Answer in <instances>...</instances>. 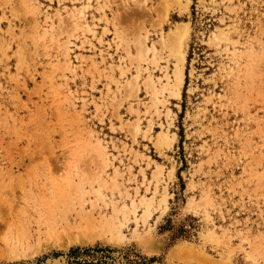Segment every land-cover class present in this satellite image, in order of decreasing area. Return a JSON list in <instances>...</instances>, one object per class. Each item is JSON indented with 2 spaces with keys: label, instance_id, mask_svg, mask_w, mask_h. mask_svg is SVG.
<instances>
[{
  "label": "rangeland",
  "instance_id": "374dc122",
  "mask_svg": "<svg viewBox=\"0 0 264 264\" xmlns=\"http://www.w3.org/2000/svg\"><path fill=\"white\" fill-rule=\"evenodd\" d=\"M0 264H264V0H0Z\"/></svg>",
  "mask_w": 264,
  "mask_h": 264
},
{
  "label": "bare ground",
  "instance_id": "6f19581e",
  "mask_svg": "<svg viewBox=\"0 0 264 264\" xmlns=\"http://www.w3.org/2000/svg\"><path fill=\"white\" fill-rule=\"evenodd\" d=\"M188 1L189 0H185V6H187ZM86 6H88V4H84L82 7H79L77 9V13L81 16L75 19V24H78L80 27H83L84 29H88L92 31V28L89 26L87 20L85 19V15L83 12V8H85ZM226 34L227 32L225 33L222 30L213 31L208 37V41L216 42L222 38H226ZM147 37H148L147 32H145L142 38L139 37V39H137V50L135 55L138 59H145L146 56L151 59L156 58V53L158 48L156 47L154 42H152L151 45H149L146 42ZM188 37H189V26L186 21L175 22L166 32L161 34V36L159 37L158 42L160 44V48L166 50V61L171 64V68L169 71L167 70L164 73L166 81L163 82L158 89L154 87V91H158L160 93L165 92V95L174 98L180 97L181 86L183 84L184 75H185L184 63L186 61V47H187ZM70 48L71 47H69L68 45L66 46V50H67L66 55H68L69 52L68 49ZM148 74L151 75L150 72ZM151 81L152 83H154L153 79H151ZM158 135L159 138L157 143H159L162 140H165L167 137L166 131L164 130L160 131ZM131 203L134 204L133 199ZM119 224L120 225L124 224V220H120ZM118 230L119 232H121L120 228H118Z\"/></svg>",
  "mask_w": 264,
  "mask_h": 264
}]
</instances>
